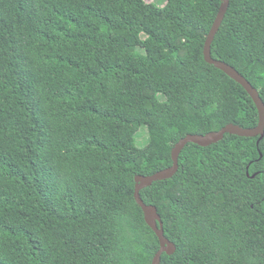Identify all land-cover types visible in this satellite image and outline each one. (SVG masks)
<instances>
[{
    "label": "trees",
    "instance_id": "obj_1",
    "mask_svg": "<svg viewBox=\"0 0 264 264\" xmlns=\"http://www.w3.org/2000/svg\"><path fill=\"white\" fill-rule=\"evenodd\" d=\"M221 3L0 0V264H152L135 177L189 134L259 124L205 59ZM211 51L264 102V0H231ZM140 193L176 244L160 264H264V136L189 142Z\"/></svg>",
    "mask_w": 264,
    "mask_h": 264
},
{
    "label": "water",
    "instance_id": "obj_2",
    "mask_svg": "<svg viewBox=\"0 0 264 264\" xmlns=\"http://www.w3.org/2000/svg\"><path fill=\"white\" fill-rule=\"evenodd\" d=\"M231 0H222L219 12L214 21V24L208 34V37L205 42L204 55L205 59L209 64H213L217 68L224 71L227 75L233 78L235 81L240 83L253 98L254 102L257 105L259 111V124L255 128H242L239 125L228 124L219 131L211 132L206 135L198 134H189L186 137L182 138L179 142L175 144L172 149V159L173 164L169 168L163 169L159 172H156L152 175H137L135 177L136 187H135V198L137 203L142 207L144 212V217L149 226L155 231L159 240H160V249L153 258L152 264H160L161 257L164 252L172 254L176 250V244L171 242L164 233V224L161 218V215L158 212V209L154 205H149L144 202L141 197V190L147 186H150L153 182L158 180H165L172 178L179 169V157L182 150L189 142L199 144L201 146L209 145L213 142L221 140L224 138L226 133L237 134L240 136H264V102L260 97L259 91L252 86V84L236 70L233 66L228 63L216 60L212 56V43L214 38L219 31L221 24L226 16V13L229 9Z\"/></svg>",
    "mask_w": 264,
    "mask_h": 264
},
{
    "label": "rangeland",
    "instance_id": "obj_3",
    "mask_svg": "<svg viewBox=\"0 0 264 264\" xmlns=\"http://www.w3.org/2000/svg\"><path fill=\"white\" fill-rule=\"evenodd\" d=\"M147 2H155L157 4L163 5L165 0H146ZM149 139L148 130L146 127H141L137 133V142L139 146H143L147 143Z\"/></svg>",
    "mask_w": 264,
    "mask_h": 264
}]
</instances>
